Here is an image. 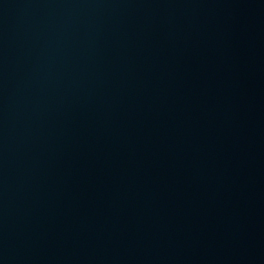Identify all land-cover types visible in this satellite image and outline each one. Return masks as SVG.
I'll list each match as a JSON object with an SVG mask.
<instances>
[{
  "label": "water",
  "instance_id": "obj_1",
  "mask_svg": "<svg viewBox=\"0 0 264 264\" xmlns=\"http://www.w3.org/2000/svg\"><path fill=\"white\" fill-rule=\"evenodd\" d=\"M0 264H264V0H0Z\"/></svg>",
  "mask_w": 264,
  "mask_h": 264
}]
</instances>
